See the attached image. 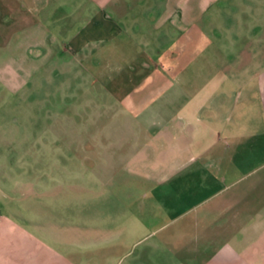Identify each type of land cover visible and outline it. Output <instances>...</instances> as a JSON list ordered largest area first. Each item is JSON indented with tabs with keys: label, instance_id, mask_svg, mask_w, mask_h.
<instances>
[{
	"label": "crops",
	"instance_id": "obj_1",
	"mask_svg": "<svg viewBox=\"0 0 264 264\" xmlns=\"http://www.w3.org/2000/svg\"><path fill=\"white\" fill-rule=\"evenodd\" d=\"M24 94L0 264H264V0H0Z\"/></svg>",
	"mask_w": 264,
	"mask_h": 264
},
{
	"label": "rangeland",
	"instance_id": "obj_2",
	"mask_svg": "<svg viewBox=\"0 0 264 264\" xmlns=\"http://www.w3.org/2000/svg\"><path fill=\"white\" fill-rule=\"evenodd\" d=\"M58 83H59L58 80L53 79L52 81L50 80L49 86L55 87ZM28 97L29 96L24 94L23 98H22V95H19L16 101L15 100L14 101H8L7 100L5 106L0 109V115L4 116L6 118L15 117V118L20 119L22 121L23 120L27 121L29 119L30 120L36 119L37 121H40V122L44 121L46 114H45V112L42 111V107L40 105H38L37 107L32 106V109H31L29 103L24 101V100H27ZM20 98H21V100H20ZM15 102H16V104H15ZM36 129L39 130L40 127H37ZM40 130H43V129H40Z\"/></svg>",
	"mask_w": 264,
	"mask_h": 264
}]
</instances>
